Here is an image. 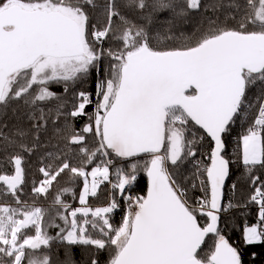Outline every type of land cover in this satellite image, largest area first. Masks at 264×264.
<instances>
[{
    "label": "snow or ice",
    "instance_id": "snow-or-ice-1",
    "mask_svg": "<svg viewBox=\"0 0 264 264\" xmlns=\"http://www.w3.org/2000/svg\"><path fill=\"white\" fill-rule=\"evenodd\" d=\"M204 7L223 11L234 26L209 18L194 42L160 47L153 44L160 39L151 30L154 14L169 11L172 18L160 23L170 27L199 10L201 0H0V115L14 103L24 109V123L7 132L0 124V156L11 168L0 174V264H52L47 253L55 242L107 250L106 264H242L219 227L220 213L232 207L222 198L234 162L253 190L245 206H258L256 221L245 222L243 243L264 244V178L252 175L264 169V0ZM93 69L95 107L88 113L92 94L72 86ZM52 84L63 85V93ZM78 117L87 122L75 129L69 120ZM238 117L251 122L232 161L224 134ZM209 138L210 152L198 160L200 142ZM37 154L41 178L32 183L29 204L22 199L24 165ZM188 163L192 187L198 182L202 193L195 199L173 171ZM140 172L146 192L131 195ZM64 175L69 186L56 191L48 209L37 206ZM105 184L108 203L91 206ZM76 187L72 206L65 197L75 199ZM120 200L126 208L114 224ZM210 234L213 245L202 254Z\"/></svg>",
    "mask_w": 264,
    "mask_h": 264
},
{
    "label": "trees",
    "instance_id": "trees-1",
    "mask_svg": "<svg viewBox=\"0 0 264 264\" xmlns=\"http://www.w3.org/2000/svg\"><path fill=\"white\" fill-rule=\"evenodd\" d=\"M182 3L183 0H180ZM219 2V0H201V8L199 10H192L185 18L174 19L172 25L160 23L161 21L172 18V14L165 10L160 11L154 14V23L151 25V30L153 35L159 33L160 39L153 40L154 46L160 47H179L184 46L187 43L194 42L196 39L200 37V35L209 27V18L216 19L219 17V22L221 24H227V26H234V21L225 20V14L223 11H219L213 13L211 9L205 10L204 5L214 4ZM227 2V0H224ZM127 15L136 18L139 13H133L131 11L127 12ZM94 14V19H95ZM187 19H191L193 22L189 23ZM195 21V22H194ZM138 23L142 21H137ZM108 45L105 44V47ZM101 63L99 65V75L100 78L104 77L105 74V65ZM97 72L95 69L92 70L89 78L79 83L76 87H72V91H90L94 88V84L96 82ZM261 85L258 83L255 87H252L248 92V97L254 98L259 91L261 90ZM50 89L56 93H63V85L52 84ZM72 91L68 93L70 97L72 95ZM92 92V99H93ZM94 103V100H93ZM15 104V103H14ZM11 104L7 112L10 109L9 116L17 117V119H22L21 114L24 112V109L21 105H16L12 109ZM50 106V105H49ZM15 110V111H14ZM70 111V109H69ZM93 104L87 108L88 113H92ZM6 112V114H7ZM6 114L0 115V124H7L8 115ZM87 122V117H78L75 120H69V123L73 125L75 129H80L84 123ZM251 122V118H249L248 123ZM62 124L63 121L61 120ZM8 126V125H7ZM12 126L3 128L2 131L7 132L11 129ZM233 130V132H231ZM236 133V128H232V124L229 127L227 133L224 134V140L226 144V156L230 158L232 161H236L238 158L237 148L234 149L232 155H229L228 148L231 146L230 138L233 134ZM241 135V134H240ZM210 141V138L208 139ZM87 144L89 148L94 147L93 138L91 136L87 137ZM42 154L33 155L31 157H26L25 161V180L26 184L24 186L25 195L22 196V199L27 200L28 202H33V197L30 195L31 186L34 180L38 181L41 178V174L38 172V168L40 167V156ZM1 171L4 173L7 172L11 174V168L6 166L3 163V157L0 156V174ZM252 175H260L261 178H264V169H257L252 173ZM68 177L66 175L61 176L59 181L54 184L53 189L48 194L47 198H39L36 200L37 206H41L45 209H48L52 204L56 191L59 188L69 186ZM235 183L236 187L233 190L232 185ZM147 189V177L143 172L138 173L137 181L131 187L130 194L132 195H142L146 192ZM74 191L77 192V197L74 199L70 196H66V202L71 203L73 206H78V187L74 188ZM252 188L249 186V181L246 175H244V169L241 163H232L230 165V175L226 178L225 187L223 190V204L225 202L230 201L232 207L227 211H222L221 219L219 221V227L221 228L222 234L225 235L226 239L236 247L241 254L242 264H264V244L246 246L242 240V230L245 225H251L256 221L258 214V206L254 204H246L250 195L252 194ZM194 192V193H193ZM126 195L129 192L125 193ZM201 193L198 190L190 191L188 190V196L192 199L198 197ZM89 203L91 206H99L108 203V186L107 184L102 186L101 191L99 192V198H89ZM125 204L123 200H120V207L114 211L113 213V223L118 224L121 220V217L124 215ZM203 223V221H201ZM55 229L50 230V235H55ZM214 237L210 234L204 244L202 245V254L203 252H207L213 245ZM252 253H255V258L252 257ZM51 259L52 264H91V259L95 257L98 259L99 264H106L109 258V252L107 250L97 252L94 248L75 245V246H65L60 244L59 242H55L51 250L47 253Z\"/></svg>",
    "mask_w": 264,
    "mask_h": 264
},
{
    "label": "rangeland",
    "instance_id": "rangeland-1",
    "mask_svg": "<svg viewBox=\"0 0 264 264\" xmlns=\"http://www.w3.org/2000/svg\"><path fill=\"white\" fill-rule=\"evenodd\" d=\"M189 23L193 22L191 19H187ZM195 22V21H194ZM100 77V75H99ZM96 80H97V76H96ZM79 83L73 85L72 87H76ZM95 85H96V82L94 84V88L90 91H88L89 93L92 94L93 92V100H94V103H93V109L95 107ZM16 105H21V104H16ZM15 104L12 106V109L14 108ZM22 106V105H21ZM10 109L11 107L9 108L6 116L8 115V118H7V125L8 127L10 126H13V125H16V124H21V123H24V120L23 119H17V117H12V116H9L10 114ZM93 112V111H92ZM21 117H22V114H21ZM248 127L247 125V122H245L242 118L238 117L235 122L232 124V128H236V133L233 134L232 136L233 137H239L240 134H242V132ZM231 132H233V130H231ZM197 138H199L200 136V133H197ZM231 136V137H232ZM191 138V137H189ZM209 140L206 139V140H203L200 142L201 146L199 147V153L197 155V159L198 160H201V159H206V154L210 152V148L208 147V144H209ZM230 143H231V140H230ZM180 178H182L188 188V190L190 191H195V190H198L199 193H201L200 191V187H199V184L197 182V186L195 188L192 187V180H191V174L192 172L194 171V168L192 167V164L191 163H188L187 165H182L179 169H174L173 170ZM4 172L1 171V174H3ZM24 191V190H23ZM194 193V192H193ZM132 195V194H131ZM202 193L199 195L201 196ZM67 196H70L71 198L73 197L72 195H67ZM5 202V200L0 197V203H3ZM29 204H31L30 202H28ZM71 204V203H69ZM72 205V204H71ZM73 206V205H72ZM117 210V209H116ZM115 211V210H114ZM38 254H42V253H38Z\"/></svg>",
    "mask_w": 264,
    "mask_h": 264
},
{
    "label": "built area",
    "instance_id": "built-area-1",
    "mask_svg": "<svg viewBox=\"0 0 264 264\" xmlns=\"http://www.w3.org/2000/svg\"><path fill=\"white\" fill-rule=\"evenodd\" d=\"M237 139H238V137H233V136L230 138L231 146L228 148L229 155H232L234 152V149L237 148V146H236ZM228 203H229V201L225 202L224 205H227Z\"/></svg>",
    "mask_w": 264,
    "mask_h": 264
},
{
    "label": "water",
    "instance_id": "water-1",
    "mask_svg": "<svg viewBox=\"0 0 264 264\" xmlns=\"http://www.w3.org/2000/svg\"><path fill=\"white\" fill-rule=\"evenodd\" d=\"M222 203H223V199H222ZM222 212L220 213V216H221ZM207 238V237H206Z\"/></svg>",
    "mask_w": 264,
    "mask_h": 264
}]
</instances>
